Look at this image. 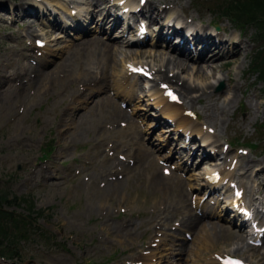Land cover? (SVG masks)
<instances>
[{
	"label": "rangeland",
	"instance_id": "374dc122",
	"mask_svg": "<svg viewBox=\"0 0 264 264\" xmlns=\"http://www.w3.org/2000/svg\"><path fill=\"white\" fill-rule=\"evenodd\" d=\"M2 1L7 6V11L0 15V74L5 76H0V191L7 192L11 200L14 197L32 200L35 211L39 214L35 213L29 218V221L36 223L34 226L37 229L33 227L32 231V227L30 228L31 235H27L26 240L21 243V255L11 260L0 257V264H58L53 261L56 257L66 259L64 264H156L159 257L165 256L173 245L180 255L175 256L177 253H174L170 262L165 264H212V261L220 264V258L226 255L240 257L245 264H264V245L260 249L253 246L251 241L255 237H246V228L242 234L239 228L224 220L220 221L214 215L215 211L219 213L225 208L227 199L232 195L229 184L226 185L227 191L223 197L217 198L218 196L210 193L204 198L205 190L201 189V184L205 178V161L197 163L196 160L194 164L180 169L176 157L170 156V163H167L163 159L164 156L169 158L168 151H158L160 144L170 141L168 134L163 132L169 119H164L163 125H155L157 120L155 116H151V112L156 111L158 106L154 98L150 97L151 94H157L155 82L136 77L129 68L130 64L148 66L154 73L157 72L153 75L158 77V70L163 67L162 59L167 58V53L172 54L162 43L154 44L157 27L149 29V42L144 45H132L128 42L129 35H125L123 44L126 49L118 55L117 66L109 70L105 67L94 70L103 71V75L108 76L107 86L100 88L95 84L90 86L81 78L69 79L59 69L66 62L68 54L72 52L70 47L77 43L79 36L69 24L58 17L62 22V29L54 28L50 25L54 16L49 13L40 14L38 18L26 16L17 8L21 4L20 0ZM40 1L25 0L24 7L30 8L34 5L40 13L46 11L44 6L51 8ZM70 1L62 0L63 4L73 7L69 5ZM91 1L76 0L71 4L79 7L81 11L86 7L89 9ZM140 1L135 0L137 5ZM77 3L81 6L76 5ZM217 3L220 4V0L179 2L184 13L199 16L205 22L214 18L219 28L223 25L232 29L236 32L235 37H238L240 31L229 19L214 15L213 11H222L221 7L216 6ZM174 9L183 13L180 6ZM95 25L89 24L91 36L97 34ZM244 32H247L245 40L248 43V56L240 57L245 71L243 79L237 67L230 66L229 69H235L236 82L244 85L242 91L246 92L242 94L237 91V95L242 96V101L229 109L227 127L215 128L208 123L206 113H203L204 104L196 103V108L192 109L179 96L191 118L197 120L204 132L210 134L213 140H220L219 149L230 150L227 155L228 164L224 163L226 166L223 169L227 173L233 172L234 183L245 186L246 204L263 212L264 172L260 177H255L258 168H255V173L251 168L250 179L243 174L240 161L236 163V155L240 156L241 153H247L264 163V90L257 85L255 77L249 72L250 55L256 47L252 39L254 29L250 27ZM120 33L118 31L116 35ZM98 36L110 40L105 34ZM38 40L44 41L46 46L35 48ZM139 53L142 55H138ZM192 65L184 71L174 69L169 75L178 73L180 85L186 82L193 87L213 86L207 89L210 97L215 94L222 96V100L233 97V92L225 81L226 71L210 77V66H203L206 73L204 75L197 71L200 64ZM28 66L33 71H28L19 80L20 71ZM42 72L44 76L39 78L38 75ZM30 78H36V81L29 82ZM119 81L134 87L135 98L130 101L126 92L117 89L114 82ZM157 82L161 89V82ZM222 82L225 87L218 91ZM151 86L156 90L149 93L145 87ZM170 87L173 90L178 88L176 85ZM146 94L149 96L146 97ZM257 95L259 96L256 97ZM194 96H199V93ZM136 97L140 98L137 102ZM103 102L108 106L101 109ZM123 103L127 107L123 108ZM219 103L221 106L223 101ZM258 105H261V109L257 119L253 120V116L249 122L237 124L239 120L247 118L250 108L254 112L258 111ZM116 108L125 111L132 118V123L122 118L115 126L110 124L108 111ZM195 136L197 139L194 142L197 143L200 138ZM182 144H185V140H182ZM252 144L257 145L258 149L251 147ZM155 150L159 155L150 163L149 159L152 158L146 153H154ZM139 157L148 166L150 163L148 171L139 167ZM110 159L122 163L119 170H112L116 178L121 181H126L128 176L134 178L128 183L123 196L106 200L95 197L98 194L94 196L96 192L92 186L94 183L98 187V181L104 182L105 176L106 180H112L113 175H109V171L104 174L102 168ZM195 159L192 158V161ZM212 160L215 161L213 158ZM154 167L166 177L170 175L164 169L172 171V182L182 181L184 190L190 195L188 207L196 215L200 213L196 209V202L200 199L206 202L201 208L202 212L211 214L212 217L203 219L192 231L186 232L180 219L173 216L172 231L169 233L171 236L168 237L164 235L166 229L154 227L152 220L157 217V206L161 207L160 204L164 205L165 201L169 205L174 200L170 192L153 190L148 181L144 180L143 176L149 170L153 171ZM222 198L224 199L221 200ZM5 210L13 212L23 220V225L28 221L23 219V216L29 215L28 205H6ZM257 216L264 219L263 214L257 213ZM208 222H218L239 232L243 237L201 250V235L198 233L201 225ZM132 225H140L136 233L131 232ZM21 228L27 229V226ZM153 228L156 232L152 236L149 231L146 233ZM176 240L178 244L184 242L192 251L182 252L181 246L172 243Z\"/></svg>",
	"mask_w": 264,
	"mask_h": 264
},
{
	"label": "bare ground",
	"instance_id": "6f19581e",
	"mask_svg": "<svg viewBox=\"0 0 264 264\" xmlns=\"http://www.w3.org/2000/svg\"><path fill=\"white\" fill-rule=\"evenodd\" d=\"M20 1L21 4L17 8L21 9L24 15L38 18L40 14L43 15L49 13L50 16H54L52 22H50L51 26L62 29V22L60 20H64L71 26V29L79 35L77 36V43L70 47L72 52L68 54L66 62L59 67L62 71V75H66L69 79L81 78V80H84L85 83L90 86L95 84V86L100 88L107 86L108 76L103 75V71L94 70H100L103 67L109 70L117 66L118 55L126 49L123 44L126 34L135 38L138 36V27H140V25L146 26L148 32L149 29L157 27L154 44L158 45L163 41L167 44L166 48L170 50V54H172L169 55V53H167L166 55L165 53L167 58L165 57L162 59L163 67L158 70L159 81H163L170 85H176L178 88L175 90L180 93L185 102H187V106H190L192 109L196 108V103L204 104L203 113H206V118L209 121L208 123L215 128H221L222 126L227 127L229 109L232 108L235 103L241 104L242 96L239 97L237 91L244 94L246 90H244L243 93L242 88L244 85L236 82L235 69H229V67H237V69L241 71V78L243 79L245 71L243 63H240V57L248 56V43L245 40V38L247 39V32H242V34H240L241 36L237 35L241 37V39L238 40L235 37L236 32L223 25L220 27V31L215 30L211 28L215 23L214 18H210L209 21L205 22V20L203 21L199 16L184 13L182 10L183 7L179 4L181 0H146L144 4L138 3V5L135 0H126V4L123 7H120L119 5L122 0H92L90 8L88 9L83 5L86 8H83L81 11L78 9L79 7L71 4L75 3L76 0H71L69 3V5H72L73 7L63 4L62 0H41L40 3L51 7L44 6L46 11H42V13H40L41 11H38L34 5L30 8L28 6L29 9L24 7L23 1L25 0ZM76 5L81 6L80 3H77ZM176 6H180L183 13L176 12L174 9ZM125 8H130V11L128 13L121 12V10L124 11ZM5 11H7V6L2 0H0V15ZM73 11H75V15H73ZM90 23L96 24L95 31H97V34H95V36H91V34L89 35V33H91V27L89 28ZM118 31L121 32L120 35H116ZM102 34H105V36L107 35V39L112 41L104 40L98 36ZM80 35L85 37H81ZM140 35L145 36L143 33ZM146 38L144 39V42L146 41ZM139 39L138 42L133 41L132 45H138L140 43ZM35 48H37V46ZM138 55H142V53H139ZM220 60L222 61L218 64L217 61ZM197 63L200 65L197 66ZM211 64H213V66H211ZM191 65L197 66V71L204 75L206 73L203 66H210V77H215L218 73L226 71L225 81L229 90L233 92V97L229 100H222V96L217 94L211 95L210 97V93L207 89L213 88V86L206 85L205 87H193L186 82H183L180 85V75L178 73L173 74L172 76L169 75L170 72H174V69L184 71L188 70ZM28 71L32 72L33 69L29 66L27 69L23 68L18 75L19 80H22V78L25 77V73L28 74ZM43 74L44 72L40 73L38 75L39 78L43 77ZM0 76L5 77L3 74H0ZM245 80H247V77H245ZM35 81L36 78H30L29 80V82ZM114 83L118 90L127 93L130 101L135 98L134 88L131 84L127 85L122 81ZM157 86L158 85L155 82V87ZM196 93H199V96H194ZM154 96H156L157 100L155 101V104L160 108L159 110L151 112V116H155L157 120L155 125L162 124L164 122L163 118L171 119L174 122L171 127L169 126L163 130V132L168 134L170 141H167L164 145L161 144V147L165 148L170 145V156L174 153L177 154L176 157L182 162L181 166H184L185 163L190 159L192 160V158H196L197 161H205V164H208V161L212 158L216 162V157L224 154L222 150L220 151L219 149L218 143L220 140H213L214 138L210 134L204 132L203 128L197 123V120L190 117V114L187 112L188 109L185 108L186 105H179V103L172 104L168 102V98H164L160 94H154ZM258 96L259 95L256 97ZM8 97H10V93ZM139 99L140 98H137V100ZM221 101H223V103L220 106L219 102ZM100 106L101 109H104L108 105L103 102ZM260 109L261 105H258V111L255 112L250 108V111L247 113V118L239 120L237 124L240 125L246 121L249 122L253 116V120L257 119L260 115ZM192 112H194V110H192ZM208 112L211 113L207 114ZM108 113L110 124H113L114 126L119 123L122 118L130 124L132 122V118L122 109L116 108L112 111H108ZM157 115H160L163 118L158 117ZM82 121L85 122L84 119ZM230 122H232V120ZM195 135H198L200 142H194V140L197 139ZM185 136L190 138L191 142L190 144H181V147H187V149H181L178 151L177 149L180 147V142ZM207 149H210L211 152H207ZM240 159L242 170L244 172L243 174L250 179L252 177L250 172L251 168L254 170L253 173L256 172L255 168H258L255 177H260L264 172L263 162L257 161V159L245 154L242 155ZM138 161L140 162L139 167L148 171L151 161L153 162V157L152 160H149V166L146 162L141 160V157H139ZM106 162L107 164H104L102 167L103 173L106 174L107 171H109V175H113L112 180H106L105 176L103 177L104 182L98 181V187L93 183L92 189L96 192L94 196L98 194L95 197H103L106 200H109L110 198L111 200L114 197L123 196V192L127 189L128 183L132 181L134 177L128 176L126 177V181L119 180V178H116V175H114L115 173H112V170L116 168L119 170L122 163L116 159H110ZM192 162L194 163V161ZM215 162L214 165L218 166L219 164ZM220 166H222V164H220ZM207 168H209V166L206 167V169ZM232 173L223 177L222 181L228 179V183H230L233 177ZM104 174H101V176H104ZM197 175H201V173H197ZM143 178L145 181H148L153 190L162 191L163 193L170 192L174 196V200L171 204L168 205L167 201H165L164 205L160 204L161 207L157 206L155 212L157 217L152 220L154 227L156 226V228L161 227L166 229L164 234L166 237L169 235L171 236L169 233L172 231L173 216L180 219L186 232L192 231V229L203 220L201 219L202 216L195 215V213L188 207L190 195L184 190L181 180L172 182L170 177L160 175L159 171H156V168H154V171L149 170V177L144 175ZM206 185L213 189V191H215V188L217 187L213 182L209 181V178L202 182V186ZM177 187H179V189ZM242 187L243 189L245 188L243 185ZM246 192L244 191L245 194ZM227 210L229 209L226 208L221 211L220 215H223ZM238 216L240 217V215ZM203 217L210 216L203 214ZM235 218V215L231 213V219ZM221 219L222 218H220V220ZM245 223L246 221L244 220V224ZM139 227L140 225L130 226L131 232L136 233ZM148 231L150 232V236H152L154 232H156V229L153 228L152 231L147 230L146 233H148ZM198 234L201 235V250L203 248L211 249L218 246L219 243L241 239V237H243L239 232L216 222L205 223V225L201 226V230ZM195 241H198V239ZM174 242L175 241L172 243ZM179 246H183V244L180 243ZM185 246L186 248L182 247V252L192 251L189 246ZM176 250L178 249L174 248V245L171 246L169 252L165 253V256H160L159 264L168 263L171 258L174 257V253H177L175 255L177 256L179 251ZM181 259L182 258H180V260ZM53 261L58 264L66 263V259L60 257L53 258ZM122 264L127 263L123 262ZM212 264H215V262L212 261Z\"/></svg>",
	"mask_w": 264,
	"mask_h": 264
},
{
	"label": "trees",
	"instance_id": "16d2710c",
	"mask_svg": "<svg viewBox=\"0 0 264 264\" xmlns=\"http://www.w3.org/2000/svg\"><path fill=\"white\" fill-rule=\"evenodd\" d=\"M228 4L225 8V14L231 18L237 24H247L253 26L257 31L259 40L264 43V0H228ZM252 69L258 74L260 81L264 84V45L261 51L257 54L252 62ZM28 205V210L31 214L37 213L35 211V205L32 200L28 198L10 199V195L7 192L0 191V253L3 256L11 257L17 255L18 245L15 240L18 238H24L28 231H22L19 229L21 221H17L13 218L11 213L4 210L5 205ZM17 222L19 223L18 225ZM28 222V221H26ZM31 225L30 223H27ZM26 226V225H25ZM14 232H17L15 234ZM19 234V235H18Z\"/></svg>",
	"mask_w": 264,
	"mask_h": 264
},
{
	"label": "water",
	"instance_id": "95a60500",
	"mask_svg": "<svg viewBox=\"0 0 264 264\" xmlns=\"http://www.w3.org/2000/svg\"><path fill=\"white\" fill-rule=\"evenodd\" d=\"M222 88H223V86H222Z\"/></svg>",
	"mask_w": 264,
	"mask_h": 264
}]
</instances>
